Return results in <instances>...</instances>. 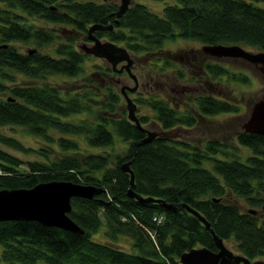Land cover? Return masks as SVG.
Wrapping results in <instances>:
<instances>
[{
	"label": "trees",
	"instance_id": "obj_1",
	"mask_svg": "<svg viewBox=\"0 0 264 264\" xmlns=\"http://www.w3.org/2000/svg\"><path fill=\"white\" fill-rule=\"evenodd\" d=\"M174 1L156 13L134 0L116 23L119 0H0V145L38 153L13 135L1 134L20 126L42 138L39 143L61 150L45 162H22L0 147V189L52 180L102 188L89 200L71 198L67 216L80 234L34 220L0 221V263L181 264L180 254L191 248L216 252L213 236L183 204L199 212L225 244L233 243L237 254L247 260L264 256V136L243 131L235 134L233 145L212 138L197 147L179 142L177 133L203 118L232 117L240 112L239 103L199 93L189 109L177 110L153 94L131 98L135 108L152 113L137 116L140 124L152 121L161 129L158 137L139 144L146 133L119 108L122 95L107 82L112 69L76 43L88 40L92 24H109L111 30L99 29L94 35L126 47L135 64L148 61L145 66L155 73L173 65L164 54L169 41L264 51L259 0ZM20 44L25 51L18 50ZM201 66L208 83H252L249 74L223 63ZM56 75L81 85L60 90L50 83ZM91 148L102 149L95 153ZM129 161L131 190L141 202L128 196L130 174L121 165ZM204 161L211 162L213 173L200 167ZM156 215L163 220L156 222ZM122 238L129 241V250L120 248Z\"/></svg>",
	"mask_w": 264,
	"mask_h": 264
},
{
	"label": "rangeland",
	"instance_id": "obj_2",
	"mask_svg": "<svg viewBox=\"0 0 264 264\" xmlns=\"http://www.w3.org/2000/svg\"><path fill=\"white\" fill-rule=\"evenodd\" d=\"M134 0H131V3ZM140 3H145L150 9L151 12L159 13L163 10V7L172 2L174 0H163L161 1H150V0H139ZM264 7V0H259L257 5ZM76 43L81 46V44L91 45L92 43L90 40H77ZM18 50L25 51L26 46L24 45H17ZM244 50H248L251 52H256V50H252L251 47L247 48L246 46L243 47ZM201 50V44L199 42L194 41H184V40H176L175 42L169 41L165 43L164 46V54L166 57L171 61L173 64L170 68H167L165 71L160 70L159 72H154V69H151L145 65H148V61H145L144 64L138 65L133 63L131 65V74L133 77L137 78L138 81V89L134 92H127V96L129 98H135L137 96H144L146 97L147 94H153L155 97H159L165 99L169 106L175 107L177 110H184L186 107L187 109L190 108L189 104L193 103L192 100L194 97L199 95V93H207L214 96H218V98L223 97L228 99V101H234L239 103L240 112L236 115L230 116H221L214 117L211 119H200L199 124H196V127L190 129H180L178 133L179 142L186 141L189 144H193L195 146H201L204 144L206 139H218L223 142H227L230 145H233L234 137L237 132H243V122L246 121L250 111L252 104L254 103V99L261 96L264 93V77L259 74V71L255 70V66L253 64H248L246 61H241L237 58L227 56H221L218 59L206 56ZM132 56V54H130ZM133 61H135V56H132ZM151 60V58H149ZM98 60L103 64L109 65L104 59L98 58ZM125 63V62H124ZM124 63L120 62L116 64V70L113 72V76H110L111 79L107 80L109 84H112L113 88H116L118 92H120V86H129L132 87L134 85L132 77H130L129 73L126 70H120V66L124 65ZM204 63H211V64H219L223 63L230 70H237L242 71L249 74L251 78V85H237L231 84L230 86L219 84L217 82H210L208 83L206 77L201 74V65ZM135 64V65H134ZM111 69V68H110ZM255 70V71H254ZM179 73H183L184 76L180 78ZM60 76H53L50 79L51 84H55L60 90H66L70 88H77L81 85L79 81H73L68 79V81ZM106 84V83H105ZM122 101L119 105L121 111L125 110V114L127 117V109L125 99L121 96ZM135 103V102H134ZM136 115L139 116L141 114H145L147 116L152 115L151 111L148 109L137 106ZM120 113V112H119ZM125 117V118H126ZM153 119V118H151ZM145 129L154 131L158 134H161V129L158 128V125L152 123V121L148 122V125H143ZM6 133L8 135H12L18 138L21 141V144L27 148H31L32 150L38 151V153L42 152L43 154H47V157L31 151H24L21 150H14L7 146H1V149H4L11 153V155L17 156L19 159L24 161H43L45 162L48 159H54L56 156L60 155L61 150L60 148L55 145H49L46 142L43 143L42 138L32 137L30 134L26 132L20 126H13L12 129L10 127L6 128L5 130L2 129V133ZM53 137H58V134H54ZM38 140H41L42 143H39ZM122 143L117 140L116 146L120 148ZM116 148V149H118ZM102 148H97L98 152L101 151ZM91 150L97 153V150L91 148ZM25 165V164H24ZM22 165V166H24ZM211 162L204 161L200 167L207 168L211 170L213 173V169L210 166ZM23 168H26L25 166ZM242 210H246V208L241 207ZM260 212H263L260 210ZM100 237V234L96 235ZM128 240L126 238H122L119 240L120 248L124 250H129L130 245L128 244ZM227 250H232L234 253L237 254V250H235V246L233 243L228 242L225 244ZM2 245L0 244V254H1ZM2 264V263H0Z\"/></svg>",
	"mask_w": 264,
	"mask_h": 264
},
{
	"label": "water",
	"instance_id": "obj_3",
	"mask_svg": "<svg viewBox=\"0 0 264 264\" xmlns=\"http://www.w3.org/2000/svg\"><path fill=\"white\" fill-rule=\"evenodd\" d=\"M131 0H119L118 9L114 13L115 22H118V18L122 17L123 13L127 11L129 6H131ZM102 29H112V26L102 25L99 23L92 24L87 30L86 37L91 45L82 44L80 46L81 50L89 54L91 57L104 59L114 72L116 70V64L122 62L120 70H126L130 77L133 79L134 85L129 87L127 85L120 86V93L125 99L127 109L126 119L132 121L135 124L136 129H141L145 131L146 136L142 138L139 142H147L153 140L155 136H158L156 132L150 131L142 127L139 118L136 115V108L134 101L129 98L127 92H136L138 89V81L136 77L131 74V65L134 63L130 52L126 47L121 45H116L109 40H100L94 35L96 30ZM201 52L218 59L221 56H227L241 59L248 62V64H253L256 70L259 71L264 77V51L251 52L244 50L242 46L237 45H203L201 46ZM264 80V79H263ZM246 121L243 122V131L245 133H257L264 136V93L261 97L254 101ZM136 144L135 145H139ZM131 161L125 162L121 165V170L128 172L130 174V184L127 190L128 196L131 198H136L141 202L139 195L135 194L131 190L133 184L132 179L134 178L132 171H130ZM102 188H97L94 185L86 184H75L71 181H47L46 183H37L31 188H16L13 189H0V221L6 222L7 220H34L35 222H40L46 227L54 226L57 228H62L64 230L72 231L77 234L83 233L81 229L76 225V223L67 214L71 211L70 201L72 197L90 198L95 195H99ZM145 201H155V199H145ZM157 201V200H156ZM162 206L170 208L172 211L175 207L171 204L162 203ZM264 210V203L261 205ZM181 208L192 213L196 216L201 223H203L205 230L213 236V241L216 245V252L211 251L208 248L196 247V249H189L186 252H182L179 257V263L181 264H264V260H247L242 254L234 253L232 250H227L225 243L220 239L219 236L215 235L214 230H212L210 223L204 220L202 215L196 210H192L191 207L183 204ZM250 212L255 213L254 210Z\"/></svg>",
	"mask_w": 264,
	"mask_h": 264
},
{
	"label": "built area",
	"instance_id": "obj_4",
	"mask_svg": "<svg viewBox=\"0 0 264 264\" xmlns=\"http://www.w3.org/2000/svg\"><path fill=\"white\" fill-rule=\"evenodd\" d=\"M153 219H155L156 222H161V220H163V217L161 215H156Z\"/></svg>",
	"mask_w": 264,
	"mask_h": 264
},
{
	"label": "flooded vegetation",
	"instance_id": "obj_5",
	"mask_svg": "<svg viewBox=\"0 0 264 264\" xmlns=\"http://www.w3.org/2000/svg\"><path fill=\"white\" fill-rule=\"evenodd\" d=\"M146 124V123H145ZM145 124H143V125H145ZM146 125H148V124H146ZM159 135V134H158ZM156 137V136H155ZM158 137V136H157ZM260 260H264V256L263 257H260L259 258Z\"/></svg>",
	"mask_w": 264,
	"mask_h": 264
}]
</instances>
